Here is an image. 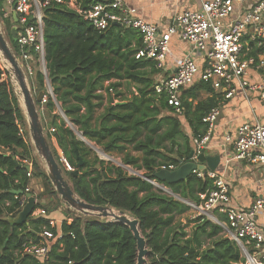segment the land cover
<instances>
[{"label":"trees","instance_id":"obj_1","mask_svg":"<svg viewBox=\"0 0 264 264\" xmlns=\"http://www.w3.org/2000/svg\"><path fill=\"white\" fill-rule=\"evenodd\" d=\"M77 1L85 7L106 0ZM2 3L0 0L1 17ZM133 31L119 25L99 31L63 5L54 4L46 10V72L38 70L35 81L39 92L47 97L46 109L53 115V137L72 171H66L58 151L50 144L56 160L83 201L124 211L138 219L150 250L149 264H242L244 258L237 244L223 236V227L203 216L186 223L181 220L191 210L182 200L199 203V194L211 188L213 180L193 174L178 184L159 182L179 199L162 194L146 180L153 179V173L162 167H179L187 162L192 147L166 95L155 92L153 76L159 73L156 63L135 58L142 46ZM10 37L17 53V43ZM121 81H128L135 93L116 104L108 99L109 105L98 116L105 99L99 92L105 83H109L108 92H114ZM213 91L208 83L198 81L181 95L194 136L205 133L203 118L218 105ZM203 92L211 96L203 99ZM58 106L84 138L107 153L124 154L123 163L143 175L130 176L120 167L105 166L55 113ZM26 123L10 73L0 59V264H137L136 240L124 224H102L77 216L60 226L52 225L49 215L30 216L22 222L9 219L20 213L19 198L23 194L16 198V192L24 193L30 185L24 161L31 159V151L21 129ZM129 148L139 152L140 157L131 155ZM79 158L83 165L78 169ZM98 164L100 169L96 168ZM45 179L50 183L47 174ZM30 240L54 242L49 262L23 252V243Z\"/></svg>","mask_w":264,"mask_h":264},{"label":"built area","instance_id":"obj_2","mask_svg":"<svg viewBox=\"0 0 264 264\" xmlns=\"http://www.w3.org/2000/svg\"><path fill=\"white\" fill-rule=\"evenodd\" d=\"M3 1L8 8H2V15L11 20L17 34V58L30 75L33 74L31 65L34 57L38 59L39 70L46 72L45 13L54 4L76 11L99 31H105L114 24L136 31L143 44L135 58L153 61L160 69L166 63L174 35L190 43L192 50L178 60L176 72L155 85L156 94L166 95L169 106L176 115L181 116L184 113L181 95L198 81L208 83L224 100L232 99L241 89L257 121L244 122L237 129L236 139L228 135L226 140L233 142L234 160L264 165V118L259 120L249 94V91L258 92L264 105V0L204 1L200 10H187L176 15L166 31L136 17L135 10L127 7L123 0L92 2L85 7L77 0ZM193 53L203 56V69L199 68ZM252 72L261 73L259 83L251 81ZM220 115V106H216L203 118L206 131L193 137L192 161L199 162L202 150L207 149ZM63 162L72 170L66 159ZM176 168L172 165L162 167L169 170ZM193 174L199 179L213 180V185L205 193L199 194V203L186 202L187 205L223 227L226 237L237 244L244 258L242 264H264V226L258 222L259 213L264 211V194L251 207L235 209L230 207V191L224 176L208 169L195 170ZM28 176L32 177L30 170ZM26 194L36 198L31 217L47 216L46 208L30 185L21 198L16 196L19 198V211L28 202ZM219 214L226 216L225 223ZM50 221L52 225L55 224L53 219ZM53 244L50 241L37 243L30 240L23 243V252L44 263L49 262Z\"/></svg>","mask_w":264,"mask_h":264},{"label":"crops","instance_id":"obj_3","mask_svg":"<svg viewBox=\"0 0 264 264\" xmlns=\"http://www.w3.org/2000/svg\"><path fill=\"white\" fill-rule=\"evenodd\" d=\"M123 1L127 7L135 10L134 14L136 17H140L146 22L158 26L162 31H166L176 15L187 10L198 11L202 8L204 1L212 0ZM2 6L8 8L5 3H2ZM133 32L137 34L142 46L143 42L141 36L136 31ZM135 45L136 40L134 39L132 46L135 47ZM191 50L192 46L190 43L182 41L177 35H174L170 42V52L167 56L166 63L161 69L157 67V69H159L157 76H160V79L156 81V83L172 76L177 70L178 60L190 53ZM193 57L197 61L199 68L203 69V56L200 53H193ZM260 74L261 73L252 72L250 75L251 81L259 83L261 81ZM249 94L251 104L256 110V115H258L259 120L262 121L264 118V105L258 96V92L249 91ZM213 95L217 97V106H220L221 115L206 149V155L208 157L219 156L220 158L215 172L220 176H224L229 187L231 198L230 207L235 209H247L253 205L257 198L264 194V165L234 160L232 150L233 142H228L226 137L229 135L233 140L236 139L238 127L247 121L255 123L257 118L252 114L250 104H248L241 89H238L235 96L229 100H224L223 96L215 91H213ZM210 96V93H202L203 99ZM194 103L196 104L197 102ZM258 109L262 111V113H258ZM178 117L181 119L183 127L184 125L186 127V131L184 132L190 138V145L193 151L194 135L192 128L186 121L185 111ZM36 196H38L37 193ZM219 216L221 221L225 223L226 216L224 214H219ZM64 217V214H59L58 212L50 215V218L53 219L58 226L65 220ZM258 222L264 226V211L259 213Z\"/></svg>","mask_w":264,"mask_h":264},{"label":"water","instance_id":"obj_4","mask_svg":"<svg viewBox=\"0 0 264 264\" xmlns=\"http://www.w3.org/2000/svg\"><path fill=\"white\" fill-rule=\"evenodd\" d=\"M15 21H17L16 15H14ZM116 25V24H114ZM11 36L15 42H17V34L15 28L11 32ZM0 52L3 57L11 64L12 71L6 67L10 73L13 86L16 87V81L21 89L24 105H25V117L29 125V133L35 150L39 156L45 162L47 167L48 178L55 187L57 194L61 197L65 205L83 214L85 217L96 219L102 224L118 222L124 224L130 228L137 244L138 257L137 264H149L148 256L150 250L148 249V243L140 230V223L138 219L131 217L124 211H117L111 207H98L90 205L83 201L73 190L72 186L64 176V172L60 167L56 157L51 149L50 143L45 135V129L40 119V113L37 108V103H43L45 93L42 91L39 93L37 99H34L31 89L28 84L27 75L20 65L14 48L12 47L8 37L2 28L0 19ZM3 63V62H2ZM14 88V89H15ZM18 93V90H17ZM19 97V93H18ZM20 100V99H19ZM23 110V109H22ZM24 112V110H23ZM48 129L51 128L49 125ZM194 151L191 152L189 160L182 163L174 170L160 169L153 173L152 178H146L147 181L155 185V183H168L178 184L186 182L193 175L195 170L206 171L207 169L215 171L220 161L219 156L208 157L206 150H202L199 155V162L192 161ZM78 164V169L83 165L81 158ZM100 169V165L96 166ZM77 175V172H75ZM140 176V175H139ZM23 194L22 191L16 192V195ZM28 202L24 209L20 213L18 222L26 221L33 213L36 204V198L32 194H26ZM45 205V202L42 203Z\"/></svg>","mask_w":264,"mask_h":264},{"label":"rangeland","instance_id":"obj_5","mask_svg":"<svg viewBox=\"0 0 264 264\" xmlns=\"http://www.w3.org/2000/svg\"><path fill=\"white\" fill-rule=\"evenodd\" d=\"M4 3V1H3ZM3 7V6H2ZM1 23H2V28L5 32V35L8 37L10 43V36H11V32L14 29L13 23L11 22V20L9 19H5L3 16L1 17ZM12 45V43H11ZM13 47V45H12ZM14 48V47H13ZM20 65L22 66V68L24 69L26 75H27V80H28V84L29 87L31 89L32 95L34 97V99H37L38 95H39V87L35 81V74L36 72L41 69L40 66H38L37 64L38 59L37 57H34V60L32 61V65L31 68L33 70V74L30 75L29 73H27L26 69H25V65L21 62ZM2 63V60H1ZM3 65V63H2ZM4 66V65H3ZM4 68H6L4 66ZM157 76V75H156ZM154 77L155 81H159L160 76ZM48 83V92L51 94L52 93V89L50 87V81H47ZM121 87H119L117 90H115L114 92H108V90L106 89L109 85V83H105L104 85V90H101L99 93V95H103L104 96V101H103V106L98 108L97 110V115H101L105 108L109 105L108 99H112V101H114V103L116 104L118 101L121 100H126V99H130L132 97V95L135 93V88L128 82V81H121L120 82ZM15 88V85H14ZM15 92L16 95L18 97V93L17 90L15 88ZM47 101V97H44ZM19 99V97H18ZM46 101H44L43 103H41V105H38V111L40 113V117L45 129V135L46 137L49 136V143L53 146L54 149H56L60 155V161L63 162V159H65V157L63 156V153L59 150L56 139L53 137V133L55 131L54 126H52L53 123V115H50L46 109ZM20 102V100H19ZM21 104V102H20ZM262 113V111H260L258 109V113ZM58 116H60V119L64 120L66 125L68 127H70L74 133L76 134L77 138L80 141H84L86 143V145L95 153L99 156V158L101 160H103L105 162V166H116V167H120L123 169L124 173L130 176H139V175H143V172L138 170L137 168L133 167V166H129V165H125L123 163V156L124 154H118V153H107L104 151V149L102 147L97 146L96 144L88 141L86 138L83 137V134L80 133L75 126H73L70 121L65 117L62 109L60 108V106H58L57 111L55 112ZM58 122V121H57ZM51 126L50 129H48V126ZM22 132L25 134V139L28 143L29 149H30V155H31V159L27 160V163L24 161L25 165L27 166L28 171L30 170L31 173L33 174L32 177L30 178V187L32 188L34 194H38V199L41 202H45V206L47 208V214L50 216L53 213H59V214H64L65 217L64 219L68 220L69 222H72V220L77 216V217H85L83 214L78 213L70 208H68L65 203L62 201L61 197L57 194L55 187L53 186V184L51 183L50 179V183H48L45 179V174H47V167L45 165V162L43 161V159L39 156V154L37 153V151L35 150V147L33 145V142L31 140L30 137V133H29V125L28 122L24 125L21 126ZM183 130L186 131V127L184 125ZM129 153L131 155L140 157V153L139 152H135L133 150H131L129 148ZM64 163V162H63ZM65 165V163H64ZM66 167V165H65ZM71 167V166H70ZM66 171H72L70 169H68L66 167ZM65 178L67 179V176L64 173ZM155 188L162 191V194L168 196V197H173L176 199H179L178 195H175L174 192L169 188L166 187L163 184L160 183H155ZM184 203L186 202H194L191 201L189 199L187 200H182ZM187 204V203H186ZM192 208V207H191ZM21 213V212H20ZM20 213H18V215H16L14 218H9L11 221L12 220H16L18 221L19 217H20ZM201 216L200 212L197 211L196 209H191L190 212H188V214H186L185 216H183V218H181V220L183 221V223H186L189 219L195 218ZM208 218V217H207ZM206 218V219H207ZM220 218V216H219ZM208 220V219H207ZM210 221V220H209ZM212 223H215L211 220ZM216 224V223H215ZM223 236L226 237L225 232H223Z\"/></svg>","mask_w":264,"mask_h":264},{"label":"bare ground","instance_id":"obj_6","mask_svg":"<svg viewBox=\"0 0 264 264\" xmlns=\"http://www.w3.org/2000/svg\"><path fill=\"white\" fill-rule=\"evenodd\" d=\"M0 59L2 60L3 64L12 71V66L11 64L3 57L2 53L0 52ZM16 87H17V90H18V93H19V99H20V102H21V107L22 109L24 110V114H25V105H24V100H23V95H22V92H21V89L19 87V84L17 83L16 81ZM41 119V117H40ZM42 122V120H41ZM43 124V123H42Z\"/></svg>","mask_w":264,"mask_h":264}]
</instances>
